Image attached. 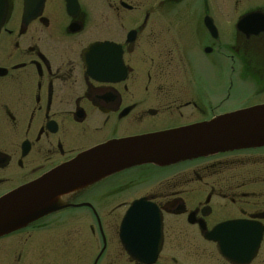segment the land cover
<instances>
[{
    "label": "flooded vegetation",
    "instance_id": "af4514ba",
    "mask_svg": "<svg viewBox=\"0 0 264 264\" xmlns=\"http://www.w3.org/2000/svg\"><path fill=\"white\" fill-rule=\"evenodd\" d=\"M0 2V201L94 149L109 169L132 155L129 141L264 106L223 111L245 93L237 82L264 96V0ZM114 170L61 197L63 210L0 235V264H41V234L75 227L71 212L82 213L79 232L98 233L93 264H143L121 234L139 202L161 217L160 237L132 236L158 250L153 264H184L175 253L192 240L205 251L196 264H264V147ZM74 248L66 257L84 259L85 244Z\"/></svg>",
    "mask_w": 264,
    "mask_h": 264
},
{
    "label": "water",
    "instance_id": "95a60500",
    "mask_svg": "<svg viewBox=\"0 0 264 264\" xmlns=\"http://www.w3.org/2000/svg\"><path fill=\"white\" fill-rule=\"evenodd\" d=\"M3 10L4 4L0 2V18ZM127 143V146L135 147L132 155L114 162L109 169L106 168L111 163H103L101 159L102 150L94 149L80 155L73 163L40 181L38 185L22 189L1 200L0 235L63 210L61 197L98 181L112 168L119 171L143 163L173 165L220 152L264 147V106ZM139 204L140 202L135 203L128 210L122 223L123 245L135 260L153 264L157 260L158 250L151 253L147 246L148 239L145 242H135L132 236L138 232L149 237L153 231L160 237L161 217L156 209L139 210ZM236 227L238 226L234 227V232L238 231ZM239 228L242 231L243 226L239 225ZM221 230L224 228L219 229ZM213 235L214 233H210L207 237L212 238ZM231 254L237 255L236 250Z\"/></svg>",
    "mask_w": 264,
    "mask_h": 264
},
{
    "label": "rangeland",
    "instance_id": "374dc122",
    "mask_svg": "<svg viewBox=\"0 0 264 264\" xmlns=\"http://www.w3.org/2000/svg\"><path fill=\"white\" fill-rule=\"evenodd\" d=\"M253 85L250 84V86L248 87V84L242 83V82H237V89L239 88V90H242V88L245 92L244 94H242L243 92H241V94L243 95L242 98L240 100H236L235 104H226L225 107L223 108V111L227 110V109H234L235 107H242L247 106V105H251L253 103L256 102H260L264 99V96H260L259 93L254 94V90H253ZM225 96V90H223L221 93L218 94V100L220 101V99ZM245 103V104H244ZM221 111V110H220ZM67 219L69 220H74V225L75 227H71L72 224L67 225L66 226H61L58 228V230L56 231H51L50 233H42L41 235H43V243H42V248L39 250H42L43 256H48V258H43V261L41 264H71L70 259L73 260V254H71L69 257H66V254L69 250V248L74 245V250H77V247H81L83 244H85L86 248V256L84 259H74V264H93L94 259L96 258V256L99 254L100 250H101V244L99 243V238L97 236V231H96V235L88 231L85 230V233L83 232H79L78 228H77V223L76 220L78 218H83L82 213L81 212H71L66 216ZM93 225V222L91 223ZM79 226V225H78ZM73 230V231H72ZM67 232V233H66ZM191 230L187 229L186 234L190 235ZM50 234V236H58L57 238H53L49 237L46 238L45 235ZM56 234V235H55ZM69 234H74V236H78V234H83L86 235V237H84V239L82 238V236H80V238H74V239H68L69 237L67 236ZM66 235V236H65ZM89 235V238H87ZM68 237V238H67ZM81 239V240H80ZM66 240L69 241V248H66V243H64ZM183 244V243H181ZM44 245V246H43ZM79 245V246H78ZM170 249L174 246H178L177 243H170ZM195 247V248H194ZM50 248H52L53 250H57L58 249V254L61 253L62 255H64V259L62 258H55V257H51L49 254V250ZM179 252V253H177ZM175 254L178 258V260H180V262L184 263V264H196L198 262H200V260H202L204 258V253L205 251H203V247H200L198 242H194V240L190 241V242H184V248L180 251H177ZM208 254V252H207ZM41 262V261H39ZM106 263H108V260L106 261ZM105 263V264H106ZM121 264H124V261Z\"/></svg>",
    "mask_w": 264,
    "mask_h": 264
}]
</instances>
